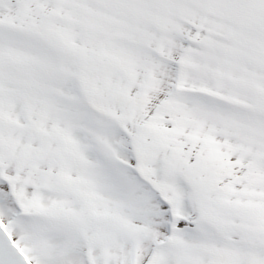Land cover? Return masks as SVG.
Here are the masks:
<instances>
[{
    "label": "snow or ice",
    "instance_id": "snow-or-ice-1",
    "mask_svg": "<svg viewBox=\"0 0 264 264\" xmlns=\"http://www.w3.org/2000/svg\"><path fill=\"white\" fill-rule=\"evenodd\" d=\"M0 264H264V0H0Z\"/></svg>",
    "mask_w": 264,
    "mask_h": 264
}]
</instances>
